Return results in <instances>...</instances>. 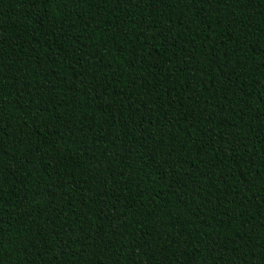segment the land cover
Segmentation results:
<instances>
[{"label":"trees","instance_id":"1","mask_svg":"<svg viewBox=\"0 0 264 264\" xmlns=\"http://www.w3.org/2000/svg\"><path fill=\"white\" fill-rule=\"evenodd\" d=\"M0 264H264V0H0Z\"/></svg>","mask_w":264,"mask_h":264}]
</instances>
